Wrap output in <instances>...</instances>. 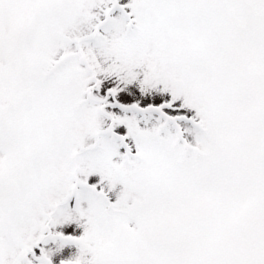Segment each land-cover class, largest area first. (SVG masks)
Listing matches in <instances>:
<instances>
[{
	"label": "snow or ice",
	"instance_id": "1",
	"mask_svg": "<svg viewBox=\"0 0 264 264\" xmlns=\"http://www.w3.org/2000/svg\"><path fill=\"white\" fill-rule=\"evenodd\" d=\"M0 264H264V0H0Z\"/></svg>",
	"mask_w": 264,
	"mask_h": 264
}]
</instances>
